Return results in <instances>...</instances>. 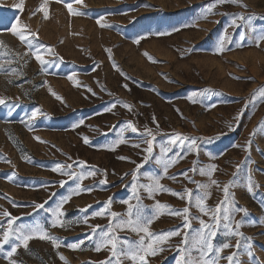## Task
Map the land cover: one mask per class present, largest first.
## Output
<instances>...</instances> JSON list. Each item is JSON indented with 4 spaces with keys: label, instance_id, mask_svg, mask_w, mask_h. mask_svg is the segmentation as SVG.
<instances>
[{
    "label": "rangeland",
    "instance_id": "374dc122",
    "mask_svg": "<svg viewBox=\"0 0 264 264\" xmlns=\"http://www.w3.org/2000/svg\"><path fill=\"white\" fill-rule=\"evenodd\" d=\"M261 36L264 0H0V264H185L205 225L216 264H264Z\"/></svg>",
    "mask_w": 264,
    "mask_h": 264
},
{
    "label": "snow or ice",
    "instance_id": "6c2138e0",
    "mask_svg": "<svg viewBox=\"0 0 264 264\" xmlns=\"http://www.w3.org/2000/svg\"><path fill=\"white\" fill-rule=\"evenodd\" d=\"M78 2H79V0H78ZM218 2H220V3H224V2L239 3V0H218ZM242 6L246 7V5H242ZM68 7H69V10L71 11V4L70 3L68 5ZM236 19L243 20V19H245V17L242 16V15H240V16H237ZM233 23H235V20L233 21ZM261 39H264V36H261ZM137 43H139V41H137ZM36 51L38 52L39 49H36ZM36 58L40 61L41 64L48 63V61H45L43 59V57L40 56V55H37ZM69 78H71V77H69ZM258 91H260L261 95H264V89L258 90ZM254 95H255V93H254ZM4 103H5V101L2 98H0V104H4ZM124 106L130 108V106L127 105V104H125ZM113 107H115V105H113ZM32 115L34 117V116L37 115V113H33ZM127 126H128V128L131 129V131L137 132V129L135 128V126H133L131 124V122H128V125ZM147 134L148 135H151V131L150 130H147ZM36 139L39 140V137H37ZM153 139H155V137H153ZM178 139H179V136L177 135V137L173 138L170 141V143L175 144ZM85 142L86 143L88 142L87 141V138H85ZM120 142L123 143V140H121ZM182 144H183V142H181V145ZM191 144L192 145H195L196 144V140L195 139H192L191 140ZM136 146L138 147V145H136ZM164 151H166V150H164ZM147 152L148 153H151L152 152V148L149 147L147 149ZM121 159H126V158L121 157ZM159 162L164 165L165 171H167V168L169 166V162L168 161H163V160H161ZM215 170L216 169L213 166L210 169V172H214ZM200 174L201 175H204V174H208V173H205L203 170H201ZM69 175H71V173H69ZM134 179H135V176H134ZM234 182H235L234 180L231 181V182H229V185L228 186H225L223 188V191L226 194H228V192H229V186H231L232 184H234ZM211 184L218 185V182L215 181V180H212L211 181ZM201 187H204V186L201 185ZM247 188H248L249 191H252L253 185H252V182H251V178H249V182H248ZM149 190H151V189H149ZM87 191H90V190H87ZM173 194L179 195L178 193H173ZM181 198H183V197H181ZM69 199H70V197H69ZM63 203H67V199L65 201H63ZM125 203H127V202H125ZM202 204H203V201H200L197 206L200 207ZM39 207H43V205H40ZM61 207H62V205H61ZM163 207H167V206L165 205ZM184 211L187 212V209H185ZM201 211H204V208L203 207H201ZM219 211H220V208L218 206L217 209H216V212L218 213ZM237 211H244V212H246V209H237ZM176 214H179V213H176ZM5 215H9V214L8 213H5ZM96 215H101V213L98 212V213H96ZM116 215H117L116 213H112V216L113 217H115ZM129 215L130 216L132 215L131 211L129 212ZM136 216H137V218H139V211L138 210H137ZM217 220H218V218H215L214 217V223ZM58 222H59V217H57V222H54L52 226L53 227L57 226V223ZM85 223H86V221H85ZM127 223L131 225L134 222L132 220H129V221H127ZM147 223H151V221H148ZM201 223L203 224L204 222L201 221ZM241 224H242V221L241 222H237L236 223V228H239L241 226ZM60 226H63V224H61ZM96 227L99 228V226H96ZM213 227H214V225H205V228L209 230V232H208L207 235L204 232L198 233V238H197L195 244L193 245V248L198 252V257L187 260L185 262V264H216V261L215 260H212L209 257V254L213 251V245L210 242L211 236H214L215 235V232L214 231H211V229ZM132 230L133 231L139 230V231H143V232H147L148 231V229H147L146 226L133 227ZM36 231L42 232L43 230L42 229H39V228L38 229H29L27 235L25 234V232L23 230H21L18 234H16V239L17 240H22L23 241V244H24V247L27 248V246H28V240L32 238V233H34ZM109 231H105L103 233V236L104 237H107V239L104 241V244L105 245L106 244H111L110 251L112 253V256L113 257H116L117 261H119V258L121 256H124L126 258H129L130 257L132 260H140V261H143L144 260V257L149 254V250H151V254L152 255H155L156 254V249H154L151 244H148L147 247H145L143 245L142 240H141V242L135 243L134 245L133 244H127L126 247H121V248L118 249V243H119V239L120 238H118V237L117 238L111 237L109 235ZM173 234H179V233L177 232V233H173ZM234 235H242V233L236 231V232H234ZM39 238H41V239H50V240L53 241V243H55V238L54 237H51V236L40 235ZM157 239L158 240H163V239H166V237H158ZM7 243H9V234L6 232L4 234V236H3V240L0 241V249H2L3 245L4 244H7ZM125 243H127V242H125ZM183 243L185 245H187L188 241H187V238L186 237H185ZM231 246L232 245H229V244L223 245L224 248L231 247ZM16 247H19V245H17ZM16 247H13L11 249V252H9V254H8L9 256L13 252L16 251ZM71 247L76 248L78 246L77 245H72ZM235 247H237L239 249L241 246H240L239 243H237V245H235ZM96 250L99 251L100 250V246H97ZM162 250L163 249H160V251H162ZM220 250H222V249H220ZM180 251H185V249H180ZM246 254L253 255L250 252V250ZM189 255H190V253H189ZM234 255H229L227 257V260L230 261V262L233 261ZM62 259H63V257H62ZM13 264H15V262H13ZM107 264H112L111 258H109ZM177 264H181V262L180 261H177ZM256 264H259V261H256Z\"/></svg>",
    "mask_w": 264,
    "mask_h": 264
}]
</instances>
